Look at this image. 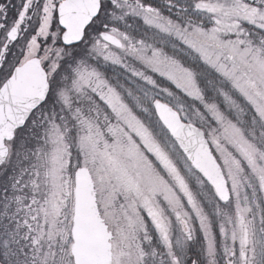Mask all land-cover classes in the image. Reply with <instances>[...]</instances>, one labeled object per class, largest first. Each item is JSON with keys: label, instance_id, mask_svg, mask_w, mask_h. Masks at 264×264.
<instances>
[{"label": "rangeland", "instance_id": "obj_1", "mask_svg": "<svg viewBox=\"0 0 264 264\" xmlns=\"http://www.w3.org/2000/svg\"><path fill=\"white\" fill-rule=\"evenodd\" d=\"M107 2L120 5L115 0ZM124 7L147 17L134 5ZM210 9L215 13L212 26L196 29L194 34L211 45L185 40L253 106L260 120L257 132L236 121L241 120L236 117L240 111L232 115L215 104L207 105L193 71L159 49L102 25L133 52L115 51L90 31L71 50V82L63 86L65 76L57 77L56 86L60 83L61 88H55L54 117H37L49 128L36 131L29 126L10 142L15 152L8 158L7 164L13 165L7 175L13 181L9 193L0 192V259L4 264L73 263L74 171L80 166L91 174L98 210L111 232L110 264H188L191 258L198 264H264V49L250 42L239 18L227 19L218 5ZM238 12L240 18L264 19L247 7ZM82 49L96 61L123 67L135 55L147 69L173 82L193 100L168 88L157 90L170 99L185 122L204 131L224 173L229 202L218 199L152 115L149 125L137 118L96 68L76 59ZM57 70V64L50 67V73ZM140 76L148 84L146 94H156L152 89L157 88L156 80ZM94 97L101 103L100 118L83 114L81 103ZM224 98L229 108H237L232 99ZM25 132H32L26 142L34 147L24 158L21 137Z\"/></svg>", "mask_w": 264, "mask_h": 264}, {"label": "trees", "instance_id": "obj_2", "mask_svg": "<svg viewBox=\"0 0 264 264\" xmlns=\"http://www.w3.org/2000/svg\"><path fill=\"white\" fill-rule=\"evenodd\" d=\"M129 1L137 8H149L156 14L147 12L148 17L143 18L140 15L128 12V8H125V4L122 2H119V6L107 2L101 12L102 25L115 27L123 32L129 40L142 41L148 46L159 49L161 53L172 60H176L185 67L190 68L196 77L207 105H210V103L215 104L222 111L230 112L232 115H236L240 111L241 113L236 115V117L241 120L236 121L243 127L251 128L254 132H257L256 129L259 128L260 120L253 106L243 99L242 95L233 88L230 82L216 68L204 62L200 54L190 46L185 38L196 41V43L201 45H211L209 42L197 38L194 32L196 29H209L212 26L215 13L210 9V5H218L222 9L223 16L227 19L239 18L241 29L248 34L247 37L250 42L254 45H260L264 49V19L238 17V11L242 6L264 15V0ZM151 21L159 22L165 29H159ZM125 52L131 54L133 51L125 47ZM227 57L228 59L230 58V56ZM132 58L134 61H129L131 64L123 67L99 59L96 61L88 55L86 49L80 50L76 55V59L82 61L83 64L96 68L103 75V79L124 97L135 116L146 124H148L149 116L152 115L153 120L159 127L161 126L151 105L153 98H159L173 107L175 106L169 98L159 95L158 91H162V88H168L174 94L180 95L187 101H193L173 82L147 69L135 55H132ZM62 75L65 76L63 80L65 85L63 86H66L68 84L67 80L73 77L72 69L64 67ZM140 75H150L156 80L157 88H152L157 92L156 94L152 95L150 92H148V95L146 94L148 84L144 81L143 76ZM55 88H61L60 83ZM224 97L232 99L237 104V108H229L230 103ZM249 122H251L250 126L247 124ZM253 123L254 125H252ZM31 133L25 132L21 137L24 143L21 151L24 158L26 157L25 152L31 148L33 151L32 142L31 144L26 142L27 137ZM4 176V178H0V192L3 190L9 193L10 184L13 180L10 179V175L6 174Z\"/></svg>", "mask_w": 264, "mask_h": 264}, {"label": "water", "instance_id": "obj_3", "mask_svg": "<svg viewBox=\"0 0 264 264\" xmlns=\"http://www.w3.org/2000/svg\"><path fill=\"white\" fill-rule=\"evenodd\" d=\"M99 9L100 0H66L61 3L58 14L64 29L62 41L66 45L79 43ZM100 37L115 47L122 46L121 40L109 32H101ZM48 91L47 74L36 59L15 68L1 87L0 166L9 153L7 142L13 139L17 129L24 126L32 111L43 103ZM152 105L159 121L192 167L214 188L218 198L227 202L230 194L226 180L204 131L184 122L170 105L158 99L153 100ZM73 196L70 248L73 264H110L111 232L99 213L94 182L86 167H79L74 172Z\"/></svg>", "mask_w": 264, "mask_h": 264}, {"label": "flooded vegetation", "instance_id": "obj_4", "mask_svg": "<svg viewBox=\"0 0 264 264\" xmlns=\"http://www.w3.org/2000/svg\"><path fill=\"white\" fill-rule=\"evenodd\" d=\"M64 1L66 0H0V88L7 82L15 68L33 59L38 60L45 69L49 83V93L45 101L33 111L23 128L29 126L36 130L49 128V124L41 123L39 118L45 114H48L49 118L54 117L57 106L55 87L59 82L57 77L59 79L62 77L64 67L70 69L72 48L82 44L66 45L62 41L64 29L59 22L58 7ZM115 1L124 4L131 3L129 0ZM103 6L104 0H100L99 13L85 29L81 42L90 31L96 38H99L103 27L98 20L101 17ZM107 46L109 47V45ZM54 64H57L56 74L55 72L50 73V67ZM67 82H71V79H68ZM81 104L85 105L84 115L96 116L95 114H98L99 118L102 116V111L99 108L101 103L97 102L96 97ZM38 116L39 118H37ZM8 147L10 154L15 152V150L12 151L10 142ZM10 154L4 163L5 166L0 168L1 174L8 170L7 162ZM193 262L192 259L189 264Z\"/></svg>", "mask_w": 264, "mask_h": 264}, {"label": "bare ground", "instance_id": "obj_5", "mask_svg": "<svg viewBox=\"0 0 264 264\" xmlns=\"http://www.w3.org/2000/svg\"><path fill=\"white\" fill-rule=\"evenodd\" d=\"M193 261L195 262H193V263H191V264H196V262L198 261L196 258H193Z\"/></svg>", "mask_w": 264, "mask_h": 264}]
</instances>
